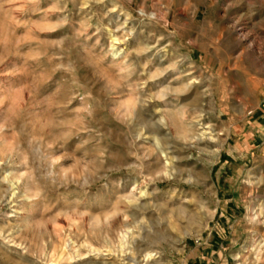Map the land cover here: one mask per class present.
Returning a JSON list of instances; mask_svg holds the SVG:
<instances>
[{
  "label": "rangeland",
  "instance_id": "374dc122",
  "mask_svg": "<svg viewBox=\"0 0 264 264\" xmlns=\"http://www.w3.org/2000/svg\"><path fill=\"white\" fill-rule=\"evenodd\" d=\"M0 264H264V0H0Z\"/></svg>",
  "mask_w": 264,
  "mask_h": 264
}]
</instances>
